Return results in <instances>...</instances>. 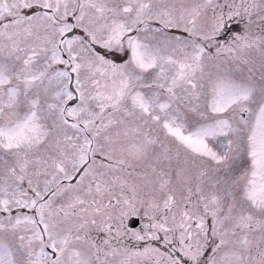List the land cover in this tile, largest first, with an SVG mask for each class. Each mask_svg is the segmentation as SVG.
Masks as SVG:
<instances>
[{"label": "snow or ice", "instance_id": "6c2138e0", "mask_svg": "<svg viewBox=\"0 0 264 264\" xmlns=\"http://www.w3.org/2000/svg\"><path fill=\"white\" fill-rule=\"evenodd\" d=\"M0 264H264V0H0Z\"/></svg>", "mask_w": 264, "mask_h": 264}]
</instances>
